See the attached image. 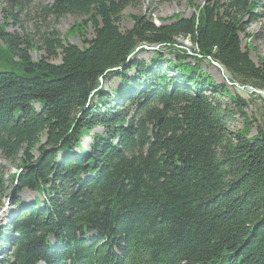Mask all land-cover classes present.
I'll return each instance as SVG.
<instances>
[{"label": "trees", "instance_id": "obj_1", "mask_svg": "<svg viewBox=\"0 0 264 264\" xmlns=\"http://www.w3.org/2000/svg\"><path fill=\"white\" fill-rule=\"evenodd\" d=\"M139 2L0 0V160L16 169L0 164V208L14 187L45 199L0 228V264H264V122L229 89L264 103V61L242 47L264 0H206L160 25L132 16L123 32ZM32 10L56 25L80 19L76 30L94 37L79 48L54 25L37 39L8 32ZM144 46L159 47L150 64L133 59ZM204 61L227 84L203 73ZM115 80L117 90L103 88ZM238 119L244 127L231 130ZM97 129L91 150L73 152Z\"/></svg>", "mask_w": 264, "mask_h": 264}, {"label": "rangeland", "instance_id": "obj_2", "mask_svg": "<svg viewBox=\"0 0 264 264\" xmlns=\"http://www.w3.org/2000/svg\"><path fill=\"white\" fill-rule=\"evenodd\" d=\"M33 4L41 3L47 4L52 3L53 0H32ZM206 0H140L139 5L136 8H128L123 14V20L120 24V28L123 32L127 30H131L134 26V21L132 16H147L148 14H152V20L156 25H160L162 20L171 21L173 18H177L180 16L181 18H190L196 12V6L205 4ZM0 7L4 8L5 4L0 3ZM2 8L0 9V25L4 23V16L2 13ZM262 14V13H261ZM21 28L10 24L7 26V30L10 33H17L18 36H27L29 39L34 38L37 39L36 32H46L48 27L55 28L61 37H64L65 41L75 45L79 48L84 47V39L90 40L94 37V31L91 27L84 26L83 27V36L76 30L78 28V24L80 23V19H76L74 17H66L58 22V24H53L51 19L45 21L43 18L36 16V12L32 10L26 15H23L20 18ZM161 20V21H160ZM247 25V34L249 35L248 40L243 36L242 38V47L244 50L250 51L251 59L258 64L260 60L264 61V20L260 19L258 23H248ZM178 44H182L187 48H192V44L187 40L179 39L177 40ZM249 46V49H247ZM146 49L147 46H144ZM149 48V47H148ZM154 55V51H147L146 52H139L133 59L137 61H145L147 64H150L152 57ZM44 56L43 52L33 51L31 53V57L33 60L38 61L41 57ZM168 58L172 59L173 61H177L175 55L168 54ZM61 60H57L54 63L59 64ZM188 62H192L189 60ZM202 71L203 73L209 75L217 84H227L226 75L223 74L219 68L215 65L211 64L210 62L204 61L202 63ZM135 75V71H132L129 74L130 78H133ZM225 75V76H224ZM121 81L115 80L108 84H104V89H113L117 90L120 87ZM231 94H240L243 98H245L248 102V108L246 112L248 114L255 117L258 123L264 122V103L258 99H255L254 96H249L247 91H243L240 89H233L229 87ZM250 89H248L249 91ZM142 95V92H140ZM264 99V95L262 96ZM229 102L228 100H226ZM37 109L38 106H35ZM244 127V123L242 120L238 119L237 121L230 124L231 130H238ZM257 128L256 125L253 127L251 132V136L256 135ZM95 134L102 135L103 129H97L93 132L89 137H86L81 142V148H74L73 152L78 153L79 155L83 151L91 150L93 137ZM47 153H50L49 149H46ZM34 157L39 158L40 152L35 151L33 153ZM64 153H60L56 158V164H61L62 157ZM89 154H87L88 157ZM0 164L5 167L7 175L11 176L16 174V169L10 165L7 161L0 160ZM82 178H84L82 176ZM18 196V200L20 201L19 204L15 202V197ZM37 200L40 202V206L43 207V203L45 199L39 196L37 193L30 192L28 190L22 193H16L15 187L6 195L5 199L2 201V207L0 208V228L6 227L8 231H11V227H8L10 224H14L17 222L19 218V214L21 212L20 209L23 207L29 206L37 203ZM1 231V230H0ZM9 231V232H10ZM93 234H88L87 236H91ZM19 234L14 233L11 234L9 239L17 238ZM8 239V237H7ZM49 242L54 245V239L52 237L49 238ZM6 246H0V260L4 259L5 255L3 254Z\"/></svg>", "mask_w": 264, "mask_h": 264}, {"label": "water", "instance_id": "obj_3", "mask_svg": "<svg viewBox=\"0 0 264 264\" xmlns=\"http://www.w3.org/2000/svg\"><path fill=\"white\" fill-rule=\"evenodd\" d=\"M157 49H159V47H157V48H146V50H148V51H155V50H157ZM140 50V48L138 49V51ZM215 66L217 67V68H219V70L223 73V68L221 67V66H219V65H217V64H215ZM231 85V84H230ZM258 94H261V95H264V93L263 92H258Z\"/></svg>", "mask_w": 264, "mask_h": 264}, {"label": "bare ground", "instance_id": "obj_4", "mask_svg": "<svg viewBox=\"0 0 264 264\" xmlns=\"http://www.w3.org/2000/svg\"><path fill=\"white\" fill-rule=\"evenodd\" d=\"M259 63V62H258ZM133 97V96H132Z\"/></svg>", "mask_w": 264, "mask_h": 264}]
</instances>
